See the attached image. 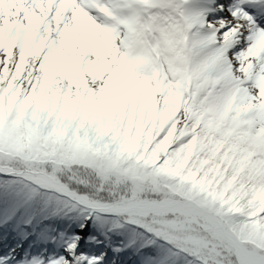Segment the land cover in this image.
I'll list each match as a JSON object with an SVG mask.
<instances>
[{"label": "snow or ice", "instance_id": "snow-or-ice-1", "mask_svg": "<svg viewBox=\"0 0 264 264\" xmlns=\"http://www.w3.org/2000/svg\"><path fill=\"white\" fill-rule=\"evenodd\" d=\"M0 264H264V0H0Z\"/></svg>", "mask_w": 264, "mask_h": 264}]
</instances>
